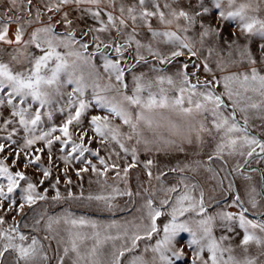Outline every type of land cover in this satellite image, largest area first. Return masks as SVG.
Wrapping results in <instances>:
<instances>
[{
	"label": "snow or ice",
	"instance_id": "6c2138e0",
	"mask_svg": "<svg viewBox=\"0 0 264 264\" xmlns=\"http://www.w3.org/2000/svg\"><path fill=\"white\" fill-rule=\"evenodd\" d=\"M261 10L258 0H0V264L6 254L7 264H125L141 241L128 264H264V168L252 167L264 163ZM193 145L206 159L188 156ZM137 168L147 187L134 191ZM85 174L99 191L85 195ZM120 197L141 198L123 224L70 206L7 218L39 201L115 212Z\"/></svg>",
	"mask_w": 264,
	"mask_h": 264
},
{
	"label": "rangeland",
	"instance_id": "374dc122",
	"mask_svg": "<svg viewBox=\"0 0 264 264\" xmlns=\"http://www.w3.org/2000/svg\"><path fill=\"white\" fill-rule=\"evenodd\" d=\"M258 2L262 5V10H261V14H264V0H258ZM213 23H218L217 21H213ZM226 28H227V32H231L232 31V27L230 24H226ZM259 38H253V43H252V48L255 51L257 49V44H258ZM206 50H205V55H206ZM226 54V53H225ZM180 60H184L186 59V57H181L179 58ZM213 61L215 59V54L213 55ZM198 150L197 147L195 145L193 146H189V152H188V156L191 159H206V156H200L197 157L195 155H193V153ZM208 151V148H205V152ZM183 155V154H181ZM220 162L217 161L214 166L215 167H219ZM254 165H257L259 168H264V163H253ZM79 166V165H77ZM32 170L29 169V172H31ZM139 174V177H138ZM70 175H72L73 177V181L77 182V178L74 174V170H72L70 172ZM89 175L90 174H85V179L82 182L84 185V190H85V195H87L90 187L92 191H99L100 190V185H97L94 181H95V177H92L93 183L90 186L89 185ZM189 175H192L191 173H189ZM221 175H223V173H221ZM250 175L253 177V183L256 184V186L259 188V181H260V177L259 175L254 172V173H250ZM198 179H200L199 177H197ZM141 182H143L144 186L147 187V177L146 174L143 172L142 169L137 168V169H133L131 171V174L129 176V183L131 185V187L133 188V190H138L140 188V184ZM243 178L242 177H237V184L241 185L243 183ZM212 184H214V181H208V185L211 186ZM225 184H227V181L225 182ZM123 186V185H121ZM61 190H64L65 185L63 184V181L60 185ZM73 191L79 192V188L78 187H73ZM50 195H52V191L50 190L49 192ZM7 201H5V209L4 210H0V214H4V211L7 210ZM118 203L121 205V207L124 210H117L115 212H109L107 210H105L103 208L102 205L97 204L96 202H92L91 205H76V204H72L70 201L67 203L61 202L60 205H56V206H50L49 202H45V201H39L36 205H34L33 207L29 208L28 206H25L23 213L17 214L15 211L9 212L8 213V221L9 223H11L12 217L15 216V218L17 220H22L23 217L25 215H27L29 217V223H31V217L35 214H38L42 211H44L45 209H47L49 211V213H55V212H60L62 210V208L64 207H71V210L77 215H84V216H88L89 218L92 219H96L99 220L101 223H109L113 220L118 221L119 223L123 224L126 221H131L134 217H138L140 215L139 212L136 211V208L140 206L141 203V198L137 197L136 198V203L133 204L131 202H129L128 197H120L118 198ZM126 205V207H125ZM24 231H31V229H23ZM237 231H240L239 229H237ZM184 238L187 239V234H183ZM236 241H239V237L236 238ZM143 247H144V241H141V246L140 248H138L136 250L135 253H126L125 257L123 258L125 261V264H128V261L131 259L132 255L136 254H140L143 252ZM237 252H239V249H237ZM250 252L252 254H256L257 253V249L256 247L253 245L250 248ZM146 257H150L151 256V252L149 251L148 253L145 254ZM6 264H7V260H10L11 257L8 256V254H6ZM262 260H264V257H261ZM178 264H184L183 261H179Z\"/></svg>",
	"mask_w": 264,
	"mask_h": 264
},
{
	"label": "water",
	"instance_id": "95a60500",
	"mask_svg": "<svg viewBox=\"0 0 264 264\" xmlns=\"http://www.w3.org/2000/svg\"><path fill=\"white\" fill-rule=\"evenodd\" d=\"M252 167L253 168H259L257 165H254V164H252ZM251 173H253V172H251ZM258 173V172H257ZM258 175H259V173H258ZM260 177V176H259ZM257 218H259V217H257Z\"/></svg>",
	"mask_w": 264,
	"mask_h": 264
},
{
	"label": "flooded vegetation",
	"instance_id": "af4514ba",
	"mask_svg": "<svg viewBox=\"0 0 264 264\" xmlns=\"http://www.w3.org/2000/svg\"><path fill=\"white\" fill-rule=\"evenodd\" d=\"M254 173V172H253ZM257 173V172H256ZM258 174V173H257Z\"/></svg>",
	"mask_w": 264,
	"mask_h": 264
}]
</instances>
